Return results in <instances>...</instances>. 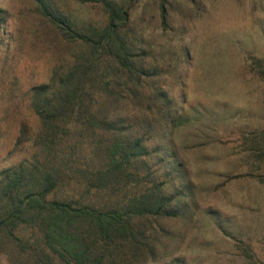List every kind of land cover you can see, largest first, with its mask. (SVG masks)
Segmentation results:
<instances>
[{"label":"rangeland","instance_id":"rangeland-1","mask_svg":"<svg viewBox=\"0 0 264 264\" xmlns=\"http://www.w3.org/2000/svg\"><path fill=\"white\" fill-rule=\"evenodd\" d=\"M131 3L129 36L155 70L148 83L167 94L162 116L178 125L158 135L173 143L190 190L187 222L171 225L160 264H264V0H111ZM163 2L167 17L162 23ZM77 24L103 26L92 0H56ZM0 170L31 159L39 119L30 89L67 67L77 45L38 14L31 0H0ZM150 88L146 87L145 94ZM168 110V111H167ZM168 129V130H167ZM22 137L21 143L18 138ZM18 255L0 242V264Z\"/></svg>","mask_w":264,"mask_h":264},{"label":"trees","instance_id":"trees-1","mask_svg":"<svg viewBox=\"0 0 264 264\" xmlns=\"http://www.w3.org/2000/svg\"><path fill=\"white\" fill-rule=\"evenodd\" d=\"M31 1L78 49L48 83L30 89L40 125L31 159L0 170V242L18 255L16 264H160L175 238L172 223L192 219L182 206L190 186L173 143L160 142L158 130L172 131L178 120L161 115L170 100L150 87L155 70L129 36L131 3L92 0L106 19L93 26L77 24L56 0ZM5 22L0 8V27Z\"/></svg>","mask_w":264,"mask_h":264}]
</instances>
